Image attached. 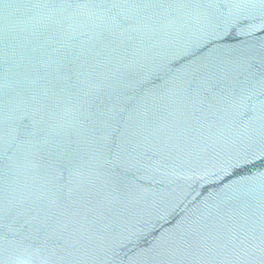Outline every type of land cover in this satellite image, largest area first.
I'll return each mask as SVG.
<instances>
[{
  "label": "water",
  "instance_id": "1",
  "mask_svg": "<svg viewBox=\"0 0 264 264\" xmlns=\"http://www.w3.org/2000/svg\"><path fill=\"white\" fill-rule=\"evenodd\" d=\"M0 264H264V0H0Z\"/></svg>",
  "mask_w": 264,
  "mask_h": 264
}]
</instances>
